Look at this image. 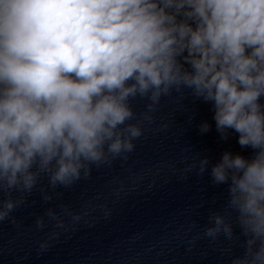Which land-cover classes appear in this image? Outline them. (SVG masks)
<instances>
[{
	"label": "clouds",
	"instance_id": "9594fccd",
	"mask_svg": "<svg viewBox=\"0 0 264 264\" xmlns=\"http://www.w3.org/2000/svg\"><path fill=\"white\" fill-rule=\"evenodd\" d=\"M173 91L210 104L220 138L252 150L224 152L210 176L245 237L232 264H264V0H0V221L41 176L67 188L127 159L143 135L131 101H150L151 121ZM210 222L207 237H233L225 215Z\"/></svg>",
	"mask_w": 264,
	"mask_h": 264
}]
</instances>
